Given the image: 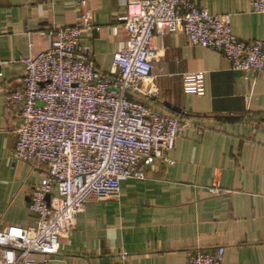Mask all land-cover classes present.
I'll list each match as a JSON object with an SVG mask.
<instances>
[{"label":"crops","instance_id":"0c3cea01","mask_svg":"<svg viewBox=\"0 0 264 264\" xmlns=\"http://www.w3.org/2000/svg\"><path fill=\"white\" fill-rule=\"evenodd\" d=\"M127 1L0 0V230L34 226L29 196L43 180L41 169L12 157L21 115L6 97L21 88L23 60L47 50L54 29L85 23L81 46L107 73L126 41ZM197 3L230 15L237 39L264 41V14L252 13L250 0ZM153 45L157 102L146 104L186 111L190 126L165 159L140 166L144 178L120 183L118 199L86 203L58 253L37 264H113L123 252L126 264H187L199 247H223L225 264H264V73L232 71L220 52L180 32ZM191 72L204 73V95L182 92Z\"/></svg>","mask_w":264,"mask_h":264},{"label":"built area","instance_id":"2783aa9c","mask_svg":"<svg viewBox=\"0 0 264 264\" xmlns=\"http://www.w3.org/2000/svg\"><path fill=\"white\" fill-rule=\"evenodd\" d=\"M250 5L264 14V0ZM120 21L126 41L107 73L81 46L85 23L54 29L49 48L23 60L21 88L6 97L21 115L12 157L41 169L43 180L29 196L34 226L0 230V264L50 261L86 203L118 199L120 183L144 178L140 166L165 159L190 126L186 111L171 116L146 104L157 102L155 38L180 32L191 46L220 52L232 71L264 73V41L237 39L230 15L197 0H128ZM182 92L204 95V73L183 75ZM127 260L123 252L113 264ZM187 264H225L224 248H195Z\"/></svg>","mask_w":264,"mask_h":264},{"label":"water","instance_id":"95a60500","mask_svg":"<svg viewBox=\"0 0 264 264\" xmlns=\"http://www.w3.org/2000/svg\"><path fill=\"white\" fill-rule=\"evenodd\" d=\"M130 99V97H128Z\"/></svg>","mask_w":264,"mask_h":264}]
</instances>
